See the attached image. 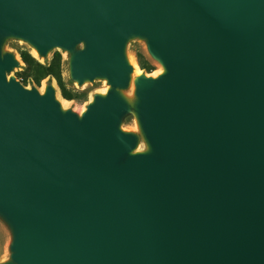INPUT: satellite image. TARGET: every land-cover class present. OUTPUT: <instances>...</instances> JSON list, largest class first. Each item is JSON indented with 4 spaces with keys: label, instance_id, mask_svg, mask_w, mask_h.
<instances>
[{
    "label": "water",
    "instance_id": "obj_1",
    "mask_svg": "<svg viewBox=\"0 0 264 264\" xmlns=\"http://www.w3.org/2000/svg\"><path fill=\"white\" fill-rule=\"evenodd\" d=\"M8 40L106 92L63 108ZM0 221V264H264V0H0Z\"/></svg>",
    "mask_w": 264,
    "mask_h": 264
},
{
    "label": "rangeland",
    "instance_id": "obj_2",
    "mask_svg": "<svg viewBox=\"0 0 264 264\" xmlns=\"http://www.w3.org/2000/svg\"><path fill=\"white\" fill-rule=\"evenodd\" d=\"M4 52H10L13 53L18 59V51L19 50H27L31 53L32 55V50L31 48L24 42L18 41V40H8L6 41L4 48ZM135 52L141 53V55L144 57L145 61L147 64L152 68V70L149 73H146L144 70H142L137 62V59L135 57ZM54 53H59L62 57V69H63V78L65 82L67 83V87L74 90L77 92L79 95L83 94L85 97H80L78 100L74 101H67L62 98L59 89L57 87V84L54 79H45L40 82V85L37 86L35 84H28L24 85L26 88L30 89L31 87L37 88L41 93L44 91V86L48 82H52L56 89V99L60 102L61 105H64L65 109H70L75 113L80 114L84 109L85 106L91 101L92 96L97 93H102L104 90L107 89L106 83L104 81H95L93 83H87L83 85L82 87H78L77 84L72 83L69 80V72H68V54L64 51H61L60 49H54L52 50L49 54L46 60L40 59L39 62L41 64H47L50 59L52 58ZM127 54L129 58H132L135 63L137 64L140 73H145L147 76H153L155 73H157L160 69L161 66L158 62L153 60L147 53L146 47L143 41L140 40H131L129 41L127 45ZM33 56V55H32ZM34 58H37L36 56H33ZM20 69L14 70L10 76H16V72L21 71L23 69V65ZM18 79V78H17ZM19 80V79H18ZM20 81V80H19ZM122 129L124 131H131L134 130V124L131 118L126 119L124 122ZM144 150V146L141 143L140 146L138 147V151ZM9 242H10V235L6 227L1 223L0 221V261L7 260L9 258Z\"/></svg>",
    "mask_w": 264,
    "mask_h": 264
},
{
    "label": "trees",
    "instance_id": "obj_3",
    "mask_svg": "<svg viewBox=\"0 0 264 264\" xmlns=\"http://www.w3.org/2000/svg\"><path fill=\"white\" fill-rule=\"evenodd\" d=\"M19 58L24 67L21 71L16 72L17 78L23 85L35 84L40 85V82L45 79H54L59 92L63 99L67 101L78 100L85 95H79L74 90L67 87V83L63 78L62 57L59 53H54L47 64H41L39 60L34 58L27 50L18 51ZM135 57L142 70L149 73L152 68L147 64L141 53L135 52Z\"/></svg>",
    "mask_w": 264,
    "mask_h": 264
},
{
    "label": "bare ground",
    "instance_id": "obj_4",
    "mask_svg": "<svg viewBox=\"0 0 264 264\" xmlns=\"http://www.w3.org/2000/svg\"><path fill=\"white\" fill-rule=\"evenodd\" d=\"M32 55H33V56H36V51H35V50H32ZM128 60H129L130 64L133 66V68H134V74H133V76H137V75H139V74H140V70H139L137 64L135 63V61H134L132 58H129ZM160 73H162V69H160V70H159L157 73H155L153 76H157V75L160 74ZM106 90H107V89H106ZM106 90H104L102 93H105ZM62 107L64 108L65 106L62 105ZM136 128H137L136 123H134V129H136Z\"/></svg>",
    "mask_w": 264,
    "mask_h": 264
}]
</instances>
